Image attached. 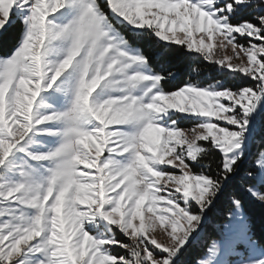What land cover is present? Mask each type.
I'll use <instances>...</instances> for the list:
<instances>
[{
    "label": "snow or ice",
    "instance_id": "snow-or-ice-1",
    "mask_svg": "<svg viewBox=\"0 0 264 264\" xmlns=\"http://www.w3.org/2000/svg\"><path fill=\"white\" fill-rule=\"evenodd\" d=\"M246 201L264 0H0V264H264Z\"/></svg>",
    "mask_w": 264,
    "mask_h": 264
},
{
    "label": "trees",
    "instance_id": "trees-1",
    "mask_svg": "<svg viewBox=\"0 0 264 264\" xmlns=\"http://www.w3.org/2000/svg\"><path fill=\"white\" fill-rule=\"evenodd\" d=\"M245 207L248 215L252 218L257 233H264V206L246 201ZM208 229L211 231V224L208 225Z\"/></svg>",
    "mask_w": 264,
    "mask_h": 264
}]
</instances>
